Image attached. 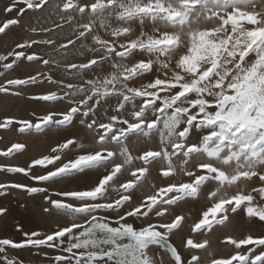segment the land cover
Wrapping results in <instances>:
<instances>
[{
    "label": "snow or ice",
    "instance_id": "6c2138e0",
    "mask_svg": "<svg viewBox=\"0 0 264 264\" xmlns=\"http://www.w3.org/2000/svg\"><path fill=\"white\" fill-rule=\"evenodd\" d=\"M18 3L44 11L50 0H12L4 12L16 11ZM55 9L65 24L42 33L75 23L65 42L25 41L16 46L20 51L0 55V63L5 73L18 62L55 64L82 83L44 73L8 79L0 85L5 95L45 82L64 91L30 96L48 107L38 123L6 117L0 129L76 127L79 117L90 140L65 138L28 169L0 168L27 175L38 165L46 174L34 180L66 183L54 194L47 187L0 183V195L9 187L42 193L43 214L55 224L48 232L23 233L21 242L0 239L6 264H24L7 259L6 246L54 249L51 264H205L200 251L207 253L211 237L230 227L243 231L219 238L218 247L234 254L212 255L207 264H264V231H254L264 229V0H64ZM18 23L8 19L0 34ZM78 45L84 59L68 60ZM33 46L56 48L64 60L30 54ZM111 98L117 106L105 121L99 109ZM65 101L66 109L56 107ZM24 150L14 143L3 155ZM149 180L151 191L137 195ZM75 181L86 182L67 187ZM243 183L251 192L241 190ZM114 186L117 197L110 198ZM61 213L82 222L61 223Z\"/></svg>",
    "mask_w": 264,
    "mask_h": 264
},
{
    "label": "rangeland",
    "instance_id": "374dc122",
    "mask_svg": "<svg viewBox=\"0 0 264 264\" xmlns=\"http://www.w3.org/2000/svg\"><path fill=\"white\" fill-rule=\"evenodd\" d=\"M12 0H0V26L3 25L8 19H18L19 23L9 27L5 33L0 34V55H6L10 51H20L17 49V45L30 41L32 39H54L57 41V47L61 42H65L66 38L69 37L75 27H65L63 31L53 32L50 35L42 33L44 28L55 29L57 25L65 24L66 18H61V13L55 9L56 4H62L64 0H50L49 7L44 11L27 10L25 5L22 3L17 4V10L11 14L5 13L4 8L10 4ZM25 8L23 15L19 14V9ZM35 29V31H33ZM106 36L107 33H100ZM84 41L83 43H89ZM30 54L36 53L41 55L44 59H50L53 61L64 60L60 52L56 48L47 46H33L32 49L27 50ZM80 51H85L80 48L72 50L68 54L67 59L70 61H79L84 57L79 56ZM86 56H91L90 52L85 53ZM11 58H9V61ZM19 66L15 67L14 70H10L5 73L2 63H0V85H5L8 79L13 78H26L28 75H37L38 73L53 74L54 78L61 79L64 83L79 84L82 81L74 76L66 73L62 68L57 69L55 64L51 68H47L43 63H28L18 62ZM111 62L109 63V67ZM38 79L42 77L38 76ZM20 91V95L13 93ZM47 91H56L58 94H63L64 89L56 86H51L45 82L41 87H30L26 90L9 89V94L5 95L0 93V122L6 117L14 119H30L34 122H39V118L47 114L48 107L44 104H38L30 99L32 94H41ZM73 99H79L74 97ZM117 106L115 98L109 99L107 102H102L99 109L100 117L107 120V114H111L112 110ZM58 109L63 110L67 108V102L56 106ZM130 107V106H129ZM62 118V117H61ZM90 122V121H89ZM73 123L76 127L71 125H65L62 127L55 126H42L40 131L37 132L35 128L30 131L21 133L19 129L5 130L0 129V168L3 167H25L28 169L32 165V161L37 158H41L43 155H51V148L56 147L58 144L65 142V138H71L78 140L80 143H87L90 140V134L85 130L83 125L79 124V117L74 118ZM208 130L205 129V132ZM194 136L199 139V132H194ZM14 143H21L25 145V150L22 153L9 154L7 156L3 153L7 148L11 147ZM227 143V142H226ZM259 147V146H258ZM75 154L79 149H70ZM138 163V162H137ZM51 167V166H49ZM46 174L42 166H34L27 175L22 173H7L0 170V183L12 184L20 183L29 187H47L49 194L62 190L66 187V183L61 181L57 183L51 182H38L33 179L35 175ZM86 181H75L67 187H76L77 183H85ZM151 180L140 185L137 189V195L148 193L151 191ZM258 186V185H257ZM114 186L110 190V198H116L117 192ZM241 190L251 192V187L248 183L240 185ZM6 195H0V208H6L7 213L0 215V239L9 238L14 242H21L25 239L23 233H31L32 231L48 232L55 227L52 217H48L43 214V205L45 203L43 194H31L23 189H14L9 187L6 189ZM255 196L256 194L253 193ZM260 203L259 197L256 200ZM198 207V206H197ZM61 223L70 224L72 222H82L79 217L67 216L63 213L59 214ZM192 216L196 213L193 211ZM17 226H20L21 231H17ZM191 227V220H189L183 228L184 233H188ZM243 231V230H241ZM241 231H236L231 227L222 231L216 232L212 237V247L208 252L200 251V255L205 257V264L212 255H227L230 252L234 254V250L231 248L218 247V239L222 238L227 234L238 236ZM255 232L264 231L259 227L254 229ZM193 238H197L196 234H193ZM202 242V237H200ZM176 243H179V236L176 237ZM43 251L49 253L48 257L43 255ZM36 250L29 247L15 249L10 246H6V258L13 261L22 260L24 264H51V258L58 253L54 249ZM158 256V253H156ZM4 254H0V264H6V260L3 258Z\"/></svg>",
    "mask_w": 264,
    "mask_h": 264
}]
</instances>
